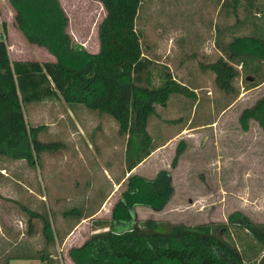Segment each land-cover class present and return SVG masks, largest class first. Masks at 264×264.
I'll return each mask as SVG.
<instances>
[{
	"label": "rangeland",
	"instance_id": "374dc122",
	"mask_svg": "<svg viewBox=\"0 0 264 264\" xmlns=\"http://www.w3.org/2000/svg\"><path fill=\"white\" fill-rule=\"evenodd\" d=\"M221 2L140 0L134 25L141 54L154 62L153 85L159 83V72H166L189 87L193 96L172 94L164 106H155L147 124L153 156L137 173L125 172L126 138L117 133L116 122L107 114L98 117L91 113L94 127L83 131L86 137L103 140L101 145L95 144L91 158L85 156L86 169L77 163L71 164L70 158L68 163L61 164L58 160L64 154L60 146L53 152H40L31 165L0 158V167L8 169L7 174L20 183L35 182L43 193L46 201L43 199L37 206V198L31 196V203L49 220L54 240H60L73 222L64 216L71 214V202L66 198L80 197L69 195L75 188L74 178L79 179L80 187L82 180L95 183L80 212L93 214L85 221L89 230L83 236L87 238L90 231L98 233L107 229L110 209L126 188L129 174L153 179L164 172L169 178L170 195L157 210L134 206V221L140 229L147 219L155 223L154 230L158 232L178 223L190 227L208 224L213 236L225 239L244 261L257 262L263 256L264 248L248 232L230 225L227 216L239 211L264 232L263 132L253 120H249L245 130L238 123L241 110L264 94V79H257L264 73V62L258 64L257 74L233 64L238 70L232 80L236 94L216 88L208 65L221 57V47L234 36L249 35L257 26L264 28V0H239L234 10L230 2L225 7ZM60 5L68 17L66 32L70 38L92 50L97 41L98 24L104 17L102 6L95 0H60ZM13 14L9 1L0 0V23L4 25V32L0 27V34L9 48L10 60L43 59L45 49L25 41L13 23ZM253 80L259 83L251 86ZM63 108L67 105L60 100L25 104L24 120L28 126L37 128L35 136L39 141L58 143L73 137L70 124H64L56 116ZM107 150H110L108 154ZM1 181V187L18 190L17 183L1 185ZM54 190L66 194H50ZM6 197L17 199L9 209L16 218H22L21 223L16 222L15 238L19 244L30 240L35 247L41 237L40 218L32 220V233H27L25 221L29 214L17 205L18 201H25L23 195H11L3 188L0 189V218L10 203ZM130 223L133 221L113 224L111 228L120 229ZM52 244H48L49 251Z\"/></svg>",
	"mask_w": 264,
	"mask_h": 264
},
{
	"label": "trees",
	"instance_id": "16d2710c",
	"mask_svg": "<svg viewBox=\"0 0 264 264\" xmlns=\"http://www.w3.org/2000/svg\"><path fill=\"white\" fill-rule=\"evenodd\" d=\"M8 1L21 36L45 48L55 60L10 61L5 38L0 34V158L22 159L31 165L40 152L56 150L57 142L36 138L37 128L26 124L23 109L29 103L60 100L68 106L80 104L99 115L107 114L116 122L117 133L126 138L124 162L128 173L153 150L147 124L155 106H164L172 94L193 96L189 87L166 72H159V83L153 85L154 62L141 54L134 25L140 0H95L104 10L97 27L96 53L87 52L70 38L66 32L68 17L59 0ZM238 1L222 0L221 5L229 6L230 2L234 10ZM0 27L4 32V25L0 23ZM221 51L222 56L208 65L214 85L224 93L236 94L232 80L238 70L233 64L258 73V64L264 62V28L257 26L249 35L234 36ZM257 79L262 81L264 73ZM258 83L253 80L250 85ZM249 120L261 128L264 143V94L241 110L238 123L242 129H247ZM168 181L164 172L153 179L129 174L126 188L110 209L107 229L67 250L72 263L264 264V253L257 262L244 261L225 239L213 236L208 224L190 227L178 223L158 232L155 223L147 219L140 229L134 221V206L152 210L162 207L170 195ZM26 213L33 216L29 210ZM36 215L45 244H52L49 220ZM129 221L133 223L111 228ZM227 222L248 232L264 248V232L241 212H231ZM33 257L49 261L45 253ZM8 259L1 264H7Z\"/></svg>",
	"mask_w": 264,
	"mask_h": 264
},
{
	"label": "crops",
	"instance_id": "0c3cea01",
	"mask_svg": "<svg viewBox=\"0 0 264 264\" xmlns=\"http://www.w3.org/2000/svg\"><path fill=\"white\" fill-rule=\"evenodd\" d=\"M60 2V0H59ZM99 3V2H98ZM100 4V3H99ZM101 5V4H100ZM63 9V8H62ZM64 10V9H63ZM263 26H264V17H263V22H262ZM255 29V27H254ZM216 31V30H215ZM78 44H80L87 52L89 53H96L98 51V39L95 42V45L93 46L92 50H89L86 46L85 43L77 41ZM7 46V45H6ZM7 49L8 46H7ZM45 49V48H44ZM9 51V50H8ZM46 51V49H45ZM11 53V52H10ZM13 53V51H12ZM9 52H8V57H9ZM13 55V54H12ZM219 55L222 56V54ZM10 60V58H9ZM14 60H21L19 58H16ZM55 60L54 56L51 55L50 53H48L46 51L45 57H43V59H35V60H28V61H37L39 63L41 62H45V61H49V62H53ZM13 61V60H10ZM183 83V82H181ZM184 84V83H183ZM95 113L96 115H99L96 111H88L84 106L80 105V104H75V105H71L68 106L67 108L64 110V108L62 109V111L60 113H58L56 116H59L61 118V121L66 124H70L72 131L71 134H73V137L71 138H67L64 140H60L58 142L60 148L63 149V154L62 157L58 160L59 162H61V164H66L69 162V158H70V162L71 164L73 163H77L80 167H84V169H86V164L87 163V158L86 157H92V155L94 154L95 150H94V146L96 143H101L103 142V140L97 139V141L95 140L96 138H90V137H86V135L84 134L83 131H87V129L93 128L94 127V119L92 118V114ZM57 122V121H56ZM50 124V123H49ZM54 124V123H52ZM96 127H99L98 125ZM100 128V127H99ZM103 128V127H102ZM103 131V129H102ZM112 147H116L114 144L111 145ZM108 148H110V145L108 146ZM110 150H107V154L109 153ZM104 152V150L102 151ZM153 151L146 157L144 158L141 162H139L137 165H135L130 172L131 173H137V169H141L143 167V165H145L146 163H148L150 160V158L153 156ZM24 161L22 159L19 160H11V161ZM83 165V166H82ZM5 167H0V180L1 181V185L3 182H6L7 184H9L10 182L13 183H17L18 187L16 190L15 188H4L0 186V189L3 188V190H5L6 192H8L9 194H22L25 201L24 202H17V205H20L23 209L25 210H29L31 212H33V216L29 217L26 219V223H27V230L29 234L32 233L31 231V222L32 220H36L37 219V215L36 214H40L39 210L36 209V205L31 203V196L37 198V206H39V203L43 201V199L46 201L45 197L43 196V193L40 191L39 187L35 186V182L31 183L30 181H23V182H19L17 180L14 179V177L10 176L9 174H7V170H4ZM77 170H79L80 168H76ZM84 171V170H83ZM87 171V170H86ZM2 172V173H1ZM126 172V170H125ZM9 173V171H8ZM126 174V173H125ZM27 175V174H26ZM63 175V174H62ZM107 175V174H106ZM109 176V175H107ZM74 178V183L73 186L75 187L74 189H72V193L70 192V196L71 195H78L80 197L73 199V198H66V200H68V202L70 201V210H71V214H67L64 217L67 218H71L73 219L72 224L70 225V229L65 231V235H63L62 238H60V240H54V244H52V250H48L47 247L49 245H46L42 236L40 238H38L35 247L32 246L30 244V240H25V242H22L21 244H19V239L15 238L16 232L18 231V228L16 226V222L21 223L22 218L21 217H15L9 209V205H14L13 201L14 198H7L6 200L10 201V203L8 204V206H6L5 212L1 215L0 218V264L4 261L5 258H9L7 261V264H73L72 261L69 259L68 255H67V250L72 247V246H79L86 238V236H83L84 234L87 233V231L89 230V226H88V219L90 217H92L93 214H86V213H80L82 211V208H85L86 206V199H88V195L92 194L93 192V185L95 183H93L92 185V181L90 179H88V181H83V186H79L78 182L79 179ZM108 180L110 181V178L108 177ZM34 181V180H33ZM63 182V180H62ZM32 184V185H31ZM61 184V183H60ZM118 184V183H117ZM112 185H116V183H112ZM95 187V185H94ZM50 194H55V195H59V194H66V192L63 191H58V190H54L52 193ZM68 195V194H67ZM26 196V197H25ZM27 198V200H26ZM105 202H103L104 204ZM64 218V219H65ZM95 232L90 231L88 232V235H91ZM73 235L74 239V243L72 244V239L70 238ZM19 250H18V249ZM41 253H45L47 254L49 261H42L39 260L37 258H34L33 256H38V254Z\"/></svg>",
	"mask_w": 264,
	"mask_h": 264
}]
</instances>
